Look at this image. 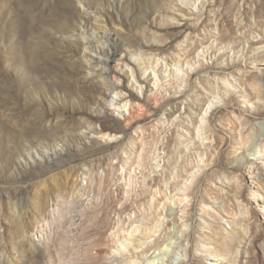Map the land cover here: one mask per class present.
Returning <instances> with one entry per match:
<instances>
[{
    "label": "rangeland",
    "instance_id": "obj_1",
    "mask_svg": "<svg viewBox=\"0 0 264 264\" xmlns=\"http://www.w3.org/2000/svg\"><path fill=\"white\" fill-rule=\"evenodd\" d=\"M175 2L0 0V264H106L108 237L116 264H264V0ZM96 4L126 61L110 94L135 95L109 113L72 37ZM89 160L103 207L77 230L65 203ZM157 221L167 254L137 249Z\"/></svg>",
    "mask_w": 264,
    "mask_h": 264
},
{
    "label": "bare ground",
    "instance_id": "obj_2",
    "mask_svg": "<svg viewBox=\"0 0 264 264\" xmlns=\"http://www.w3.org/2000/svg\"><path fill=\"white\" fill-rule=\"evenodd\" d=\"M84 2L81 1V4H83ZM163 2H164V7L162 10H164L166 13H172L173 15H176L175 10L172 8V4L177 5L175 0H163ZM82 11H83L82 12L83 19H91V21L92 20L95 21L94 23H96V26H95L96 30L91 29L88 23L86 22V20H83V23L85 25L84 26L79 25L77 29V33L72 34V37L74 36L77 37L83 48L82 67L84 71L88 75L89 79L99 81L100 97L96 101V104L97 106L102 108L104 111H106V113H109L110 111H112L113 105L120 106L123 102L129 101V97H134L135 95H133V93L131 92L129 97L121 95L118 98L110 94V92H116V91H117L116 93L118 94L122 93L124 89L119 83V74H121V72L124 71V67L126 65V61L124 59L117 58L120 47H121L120 42L118 41L116 36L115 37L112 36L110 33H108V30L106 29L107 21H106V13H105L104 8L96 4L95 6L89 5ZM180 11L185 13L187 10L182 9L181 7ZM188 11L190 12V10ZM175 19H177L178 21L180 20L178 17ZM163 25L165 26L166 23H163ZM159 50H162V49H159ZM161 52L163 53L164 51H161ZM114 60L118 61V63L116 64L117 67H115L114 69H111V72H110L108 71L109 62L110 61L114 62ZM116 72H119V74ZM157 103L161 107L164 106L163 104L159 102ZM144 107L145 105L143 104V102L138 103L139 110H143ZM130 110L134 111L132 105L130 106ZM133 115L134 114L130 113V116H131L129 117L130 121L133 120ZM126 120L128 121L129 119L126 118ZM211 121H213L212 118H211ZM88 130H90V132H93V133H100L102 137L112 135L111 133H107L103 131L99 132L94 127H89ZM86 134L88 133L86 132ZM86 134H85V137H86ZM90 142H91V139H90ZM56 150H60V149L58 147L55 149L53 148L50 149L49 147L43 146V148L39 150L40 152H36V155L42 158H50L51 157L50 153H56ZM253 155H256V154H253ZM259 159L264 160V157L263 158L258 157L256 161H258ZM87 163L89 165V169H86L82 173L85 175L83 176L86 179V186H82L81 183L78 182V179L76 178L74 179V177H72V180H70L69 182V185H70L69 186V198L66 200V203H65V210H66L65 216L68 221V226H71V227L76 226L75 228L77 230L81 228H83L84 230L85 228H87L85 226L84 217H89L90 214L96 213V216L95 218H93V220L97 221V213L99 212L100 208L103 207V201H101V198H100L101 197L100 189H101V186L103 185V181L101 178H96L94 176L95 174L94 162L89 160L87 161ZM67 174H68V179H69L71 174H69V172ZM132 199L133 201L138 200L137 197H133ZM178 207H180L179 204H178ZM133 210L134 208L131 206V204L126 203L123 206V208L116 209V210L114 209V213L118 215V217L123 223H126L128 220L126 218L124 219L123 216L126 214H129L131 217V213H134ZM171 212L174 213L173 210ZM136 218L142 219V217L139 215L136 216ZM159 222L160 221H157V223H154L153 225L146 227V231H145L146 234L143 233V235H145L143 236L145 238V241H142L141 244L137 247V249L147 248V250H152L154 248L156 249L159 248L161 251L167 254L166 251H164V249H161V246L165 243H169V244L173 243V241H169L168 238L161 240V238L157 237L155 239L153 246L151 245V247H149L150 245H149L148 240L156 236V234L158 233L159 228L161 226ZM163 234H164V231H163ZM119 238H120V235H119ZM115 241H116L115 239H110L108 237L107 242H104V246H99L97 250L93 253V258L94 259L102 258V260L106 261V264L119 263L117 257H115V254L111 255V257L107 256L108 247H110L111 246L110 244L114 243ZM135 254H138V256L141 255L142 257L146 255V253L142 254V253H139V251H135ZM85 255L87 258H90L89 255L88 256L87 254ZM172 263L174 264V262ZM58 264H73V263H67L65 262L63 258H60ZM122 264H130V263L122 262Z\"/></svg>",
    "mask_w": 264,
    "mask_h": 264
}]
</instances>
